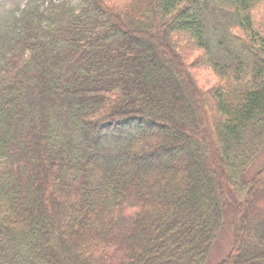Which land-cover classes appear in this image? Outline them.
Here are the masks:
<instances>
[{
  "label": "trees",
  "instance_id": "trees-1",
  "mask_svg": "<svg viewBox=\"0 0 264 264\" xmlns=\"http://www.w3.org/2000/svg\"><path fill=\"white\" fill-rule=\"evenodd\" d=\"M211 3L47 0L0 32V264H264V0L215 46Z\"/></svg>",
  "mask_w": 264,
  "mask_h": 264
},
{
  "label": "rangeland",
  "instance_id": "rangeland-1",
  "mask_svg": "<svg viewBox=\"0 0 264 264\" xmlns=\"http://www.w3.org/2000/svg\"><path fill=\"white\" fill-rule=\"evenodd\" d=\"M230 0H212L210 9L207 33L212 41L213 46L216 44V38L221 35L225 23L228 21V8ZM47 0H0V32L5 39L10 38L9 34L13 37L16 36L14 31L16 26L21 24L20 18L30 14L26 10L34 11L36 13L44 12ZM259 18L260 16V9ZM264 13V12H263ZM199 80L206 85L214 84L215 76L206 70L198 72ZM124 134L108 135L103 138L101 153L108 155L115 153L123 145L125 141ZM264 167V146L262 151L258 154L255 162L252 164L248 174L253 175L259 168ZM230 215L233 213L232 209L229 211ZM230 220H227L226 225L223 227L220 238L217 241L214 251H212V263H218L225 258L230 251L233 241V232L230 227Z\"/></svg>",
  "mask_w": 264,
  "mask_h": 264
}]
</instances>
